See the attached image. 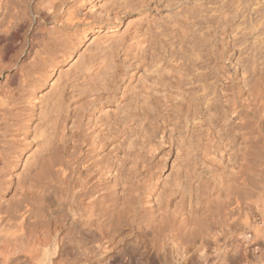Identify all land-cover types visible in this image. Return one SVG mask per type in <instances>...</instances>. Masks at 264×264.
<instances>
[{
    "label": "bare ground",
    "instance_id": "obj_1",
    "mask_svg": "<svg viewBox=\"0 0 264 264\" xmlns=\"http://www.w3.org/2000/svg\"><path fill=\"white\" fill-rule=\"evenodd\" d=\"M0 264H264V0H0Z\"/></svg>",
    "mask_w": 264,
    "mask_h": 264
},
{
    "label": "rangeland",
    "instance_id": "obj_2",
    "mask_svg": "<svg viewBox=\"0 0 264 264\" xmlns=\"http://www.w3.org/2000/svg\"><path fill=\"white\" fill-rule=\"evenodd\" d=\"M1 81V80H0Z\"/></svg>",
    "mask_w": 264,
    "mask_h": 264
}]
</instances>
